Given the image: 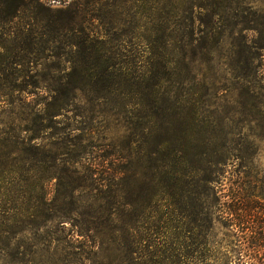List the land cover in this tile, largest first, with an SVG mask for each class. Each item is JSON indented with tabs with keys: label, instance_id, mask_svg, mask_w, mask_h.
<instances>
[{
	"label": "rangeland",
	"instance_id": "374dc122",
	"mask_svg": "<svg viewBox=\"0 0 264 264\" xmlns=\"http://www.w3.org/2000/svg\"><path fill=\"white\" fill-rule=\"evenodd\" d=\"M73 1L45 5L54 10ZM138 4L99 0L103 60L115 63L119 71L116 87L121 95L116 99L98 107L75 103L45 122L50 129L40 140L35 139L40 124L35 115L44 103L43 93L25 98L31 102L28 107L0 106V171L5 169L0 234L15 236L11 256L0 239V264H183L173 253L185 249L190 256L184 264L246 260L240 253L248 244L246 228L256 222L244 225L241 232L236 217L227 215L230 197H238L239 191L233 184L238 164L231 162V155L242 158L239 164L255 177L253 185L264 198V39L254 31L238 30L253 27L256 20L264 26V0H200L198 26L213 47L209 53L199 50L192 63L183 62L178 53L164 56L156 22L137 12ZM220 34L223 42L216 46ZM244 35L256 46L251 62L246 50L238 53L236 47L244 43ZM172 46L167 43L168 53ZM3 67L27 77L9 84L1 81L0 87L32 90L37 81L50 86L59 76L57 64L35 70L26 65ZM14 125L29 129L19 136L46 146V157L57 156L55 169L61 179L46 185L48 199L68 193L70 174L65 169L72 164L75 183L82 186L78 213L61 200L39 207L38 191L30 187L36 182L34 174L28 173L27 182L18 179L19 160L23 156L29 164L35 156L4 147L1 134L10 138ZM170 159L181 163H172L173 168L187 166V179L173 176L174 169L166 164ZM99 160L111 166L101 168ZM199 179L211 183L198 185ZM6 191L9 196L19 194L15 204L6 199ZM258 204V209L264 208L263 200ZM36 212L41 215L34 221ZM12 217L16 222L7 221ZM81 224L87 226V236L77 237L76 226ZM18 249L26 252V259L16 257Z\"/></svg>",
	"mask_w": 264,
	"mask_h": 264
},
{
	"label": "trees",
	"instance_id": "16d2710c",
	"mask_svg": "<svg viewBox=\"0 0 264 264\" xmlns=\"http://www.w3.org/2000/svg\"><path fill=\"white\" fill-rule=\"evenodd\" d=\"M59 2L65 4L68 0H0V68L2 65L10 67H21L23 65L32 67V70L38 68H48L51 64H57L59 76L50 86H45L43 80L39 77V81L34 83V88L29 90L21 86L9 85L8 87H0V106L3 109L11 107L22 108L28 107L31 102H26L25 98L43 93L44 103L39 104L36 110L35 118L40 120L36 131L39 136L35 139H43L44 133L50 129L46 125V121H51L62 112H66L72 108L75 103H91L100 106L102 103H108L111 99H116V95H121L117 90L116 85L119 83V71L114 64L103 60L104 48L101 42L99 31V0H77L67 4V7L60 9H51L45 5L46 2ZM138 2L137 12L146 14V18L155 21L154 28L156 33L162 37V52L164 56L167 54L178 53L182 61L186 59L189 63L194 62L196 54L199 50L206 49L209 53L212 47L208 44V36L198 26V9L201 8L200 0H135ZM179 17L176 20V17ZM172 19L170 20L169 18ZM155 18V20H154ZM256 20L255 24L248 28L241 27L238 31L256 32V36L264 39V26ZM261 26V27H260ZM154 30V29H153ZM237 31V30H236ZM236 31H232L235 33ZM243 33V32H242ZM244 43L236 44L238 53L246 50L248 58L251 62V55L255 50V45L251 44L244 35ZM223 36L220 34L214 39V44L220 46L223 42ZM164 40V44H163ZM178 40V41H177ZM179 45L175 47L174 42ZM173 45L170 47V52H167V43ZM169 63L165 60L163 66L168 67ZM5 67L0 69V82L5 83L11 80L18 81L23 77H27V73L5 72ZM39 74V73H38ZM12 82V81H11ZM9 84V83H8ZM12 111V110H10ZM155 114V112H154ZM81 117V116H79ZM22 121V119H20ZM11 137L8 138V133H2L4 137L2 142L4 147L7 145L12 148L13 152L23 154L26 150L34 152V159L27 164L25 158L18 162L16 174L18 179L24 182L29 181L28 173L32 172L36 178L30 187H34L38 191L36 194V202L39 207H47L50 203L55 204L58 201L67 202L73 214L78 213L79 193L82 190L81 184H76L73 174L75 170L72 164L66 167L65 171H69V181L67 183L68 193L59 200L47 198L46 185L52 182H58L61 179V173L56 171V155L46 157V146L41 144H32L29 139L21 138L20 133L28 132L29 129H22L21 125L10 126ZM42 154L38 157L37 154ZM25 154V153H24ZM242 158L238 155H231V162L237 163L235 173L237 174L234 185L237 187L238 197H230V205L227 206V215L236 217L237 224L241 232L244 231V225L253 226L249 229L247 242L240 253L246 260L243 264H264V208H259L258 201L263 200L261 192L256 191L255 184L253 185V175L246 171L240 163ZM106 160H99L97 165L104 168L105 165L111 166V162L105 163ZM171 166L173 176H179L187 179V166L185 168H173L172 163H178L176 160H167ZM173 161V162H172ZM23 162V164H22ZM181 165V163H178ZM28 165V166H27ZM240 165V167H239ZM95 167L96 164H91ZM235 166V165H234ZM12 168V166L10 167ZM5 169L0 171V181ZM96 170H93L95 172ZM198 185L207 186L211 182L209 180L199 179L196 182ZM58 184H56L57 186ZM33 188V189H34ZM255 188V189H254ZM211 194L215 197L213 188H208ZM189 191L184 193L188 194ZM77 195V196H76ZM6 199L13 204L19 198V194L15 191L12 196L5 192ZM26 199H32L31 194ZM28 201L25 204H29ZM235 205V206H234ZM16 209L15 206H13ZM39 213V214H38ZM31 216L32 219L38 220L41 215ZM39 215V216H38ZM42 217V216H41ZM16 218L7 219L8 222H16ZM231 225H233L231 223ZM77 230L74 233L77 237L87 236V226L83 224L76 226ZM11 234L2 232L0 234L1 243L4 249L10 252ZM17 247L18 244H17ZM173 251V250H171ZM175 251V250H174ZM180 254H175L177 258H182L185 262L190 256L189 249H185ZM8 254V253H7ZM11 256V252L9 253ZM13 256V255H12ZM16 257L21 260L26 259V252L16 251ZM183 262V264H184Z\"/></svg>",
	"mask_w": 264,
	"mask_h": 264
}]
</instances>
